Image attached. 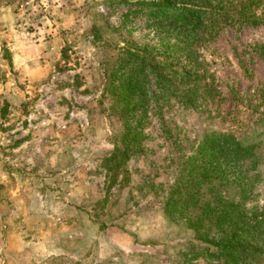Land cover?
Here are the masks:
<instances>
[{
	"label": "rangeland",
	"instance_id": "obj_1",
	"mask_svg": "<svg viewBox=\"0 0 264 264\" xmlns=\"http://www.w3.org/2000/svg\"><path fill=\"white\" fill-rule=\"evenodd\" d=\"M263 47L264 0H0V264H225L194 230L264 211ZM214 137L255 155L198 184Z\"/></svg>",
	"mask_w": 264,
	"mask_h": 264
},
{
	"label": "trees",
	"instance_id": "obj_2",
	"mask_svg": "<svg viewBox=\"0 0 264 264\" xmlns=\"http://www.w3.org/2000/svg\"><path fill=\"white\" fill-rule=\"evenodd\" d=\"M166 9V8H165ZM182 19L185 22L194 23L197 27L200 21V14L197 9L182 7ZM165 12V11H163ZM264 48V47H263ZM147 56H140L138 53L129 52L130 64L136 66L141 63H152L154 51H147ZM264 58V54L261 53ZM135 64V65H134ZM153 68H157L154 65ZM138 79L130 75L120 81L118 87L109 83V91H114L113 110L120 114L123 120L129 118L130 111H135L141 101V94H138L139 87L136 85ZM126 134L123 133L122 137ZM246 155H255L254 146L241 147L236 141L228 138L214 137L211 141L205 142L195 156L194 170L197 173V183L211 180L212 175L221 169V166L230 170L233 162L242 163ZM213 216L209 219L206 229L194 230L197 238H207L209 245L217 252V255L224 259L225 264H264V211L248 210L242 205L238 206L231 202L221 205L220 210H214ZM200 215L190 217L187 222L189 226H200ZM200 230L202 233H200ZM215 252V253H216ZM212 253V254H215Z\"/></svg>",
	"mask_w": 264,
	"mask_h": 264
},
{
	"label": "crops",
	"instance_id": "obj_3",
	"mask_svg": "<svg viewBox=\"0 0 264 264\" xmlns=\"http://www.w3.org/2000/svg\"><path fill=\"white\" fill-rule=\"evenodd\" d=\"M25 244H27V243H23V245H19V246H20V247H19L20 251H21L22 249H24ZM32 254H33V258L36 260V261H35L36 264H42V262H44V264H46V262L43 261L44 258L41 257L38 253H33V252H32Z\"/></svg>",
	"mask_w": 264,
	"mask_h": 264
}]
</instances>
